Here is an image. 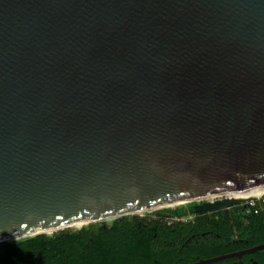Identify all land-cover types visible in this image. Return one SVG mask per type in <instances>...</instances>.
Instances as JSON below:
<instances>
[{
    "label": "water",
    "instance_id": "1",
    "mask_svg": "<svg viewBox=\"0 0 264 264\" xmlns=\"http://www.w3.org/2000/svg\"><path fill=\"white\" fill-rule=\"evenodd\" d=\"M260 185L264 0H0V240Z\"/></svg>",
    "mask_w": 264,
    "mask_h": 264
},
{
    "label": "trees",
    "instance_id": "2",
    "mask_svg": "<svg viewBox=\"0 0 264 264\" xmlns=\"http://www.w3.org/2000/svg\"><path fill=\"white\" fill-rule=\"evenodd\" d=\"M193 212L190 205L166 208L153 217L123 216L111 224L94 223L0 243V264H148L151 259L146 254L156 234L188 227L182 222L170 224L168 217Z\"/></svg>",
    "mask_w": 264,
    "mask_h": 264
},
{
    "label": "flooded vegetation",
    "instance_id": "3",
    "mask_svg": "<svg viewBox=\"0 0 264 264\" xmlns=\"http://www.w3.org/2000/svg\"><path fill=\"white\" fill-rule=\"evenodd\" d=\"M216 200L189 205L193 208ZM263 216L264 203L259 200L254 205L245 200L212 211L170 216L168 223L182 222L188 227L156 234L153 248L146 254L151 259L148 264H264Z\"/></svg>",
    "mask_w": 264,
    "mask_h": 264
},
{
    "label": "bare ground",
    "instance_id": "4",
    "mask_svg": "<svg viewBox=\"0 0 264 264\" xmlns=\"http://www.w3.org/2000/svg\"><path fill=\"white\" fill-rule=\"evenodd\" d=\"M263 194H264V185H260V186H257V187L251 188V189H238V190H234V191H229V193H226V194L225 193H217V194H212V195H205L203 197L190 198V199H187V200H184V201H180V202H174V203L160 205L158 207L150 208V209H147V210L136 211V212H133L132 214H138V215L140 214L141 215V214H144L146 212H150V211H153V210H156V209H160V208H164V207L177 206V205H180V203H184V202L188 201V202H186V204H187V203H190L191 200H192L191 202H194V201H200V200L210 199V198L211 199L212 198L213 199L214 198L222 199L224 197H230V198H233V199L248 200L250 198L259 197V196H261ZM122 216H123V214H119V215L114 216V217L98 219V220H95V221H93V220L75 221V222H72V223L67 224L65 226H62L60 228L46 229V230H37V231H34L33 233H30V234H27V235H23V236L7 239V241L0 240V243L13 242L15 240H19V239H23V238H27V237H31V236H35V235H40V234L50 235V234H46V233H53V232H56V231H61V230H65V229L72 228V227H82V226L89 225V224L95 223V222H100V221H110V220H113V219H116V218L122 217Z\"/></svg>",
    "mask_w": 264,
    "mask_h": 264
},
{
    "label": "rangeland",
    "instance_id": "5",
    "mask_svg": "<svg viewBox=\"0 0 264 264\" xmlns=\"http://www.w3.org/2000/svg\"><path fill=\"white\" fill-rule=\"evenodd\" d=\"M213 199V198H212ZM191 203V202H190ZM190 203H185V204H180V205H177V206H173V207H164V208H160V209H156V210H153V211H150V212H146V213H144V214H139V216H147V217H150V216H155L154 214H155V211H159V210H163V209H166V208H171V209H175V208H177V207H182V206H185V205H189ZM132 215H138V214H132ZM132 215H128V216H132ZM118 218H120V217H118ZM118 218H116V219H118ZM116 219H113V220H110V221H100V222H95V224L96 223H99V224H101V223H103V222H106V223H108V224H111L113 221H115ZM91 224H94V223H91ZM90 225V224H89ZM86 226H88V225H86ZM85 226V227H86ZM69 230H71V231H74V230H78V229H69Z\"/></svg>",
    "mask_w": 264,
    "mask_h": 264
},
{
    "label": "built area",
    "instance_id": "6",
    "mask_svg": "<svg viewBox=\"0 0 264 264\" xmlns=\"http://www.w3.org/2000/svg\"><path fill=\"white\" fill-rule=\"evenodd\" d=\"M261 201L262 203H264V194L263 195H261V196H259V197H255V198H250V199H248V200H246V201H248L251 205H254V203L256 202V201Z\"/></svg>",
    "mask_w": 264,
    "mask_h": 264
}]
</instances>
